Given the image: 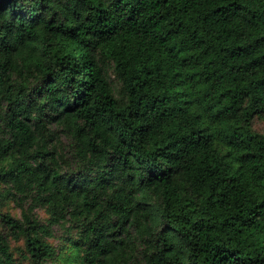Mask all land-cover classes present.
<instances>
[{"label":"trees","instance_id":"trees-1","mask_svg":"<svg viewBox=\"0 0 264 264\" xmlns=\"http://www.w3.org/2000/svg\"><path fill=\"white\" fill-rule=\"evenodd\" d=\"M262 116L264 0H0V264H264Z\"/></svg>","mask_w":264,"mask_h":264},{"label":"rangeland","instance_id":"rangeland-1","mask_svg":"<svg viewBox=\"0 0 264 264\" xmlns=\"http://www.w3.org/2000/svg\"><path fill=\"white\" fill-rule=\"evenodd\" d=\"M111 77L114 78L113 72H110ZM255 126L259 129H264V116L256 118ZM2 192V208L6 212H10L13 215L19 216L20 210L14 204V202L6 197L5 192ZM37 214L39 219L43 223H48L49 214L45 211L44 208H38ZM52 228L56 231L54 236H46V240H48L53 248L54 253L47 257L45 260V264H83L81 260L76 257V255L72 252V249L69 246H65V240L63 239V234L65 230H62L58 226H52ZM15 255L23 262V264H32L28 262L27 258L21 257L20 247L22 246L21 241H16L13 244ZM60 252V253H59Z\"/></svg>","mask_w":264,"mask_h":264}]
</instances>
